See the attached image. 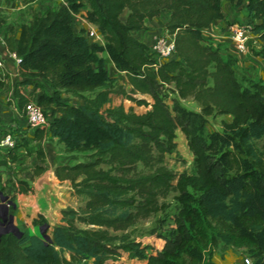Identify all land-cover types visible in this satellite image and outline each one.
Here are the masks:
<instances>
[{
  "label": "trees",
  "instance_id": "obj_1",
  "mask_svg": "<svg viewBox=\"0 0 264 264\" xmlns=\"http://www.w3.org/2000/svg\"><path fill=\"white\" fill-rule=\"evenodd\" d=\"M63 1L20 25L11 49L20 57L21 79L12 97L21 109L34 98L50 113L47 130L36 127L35 138L48 132L65 151H90L83 160L54 166L57 179L68 180L70 194L84 202L61 208L65 223L53 226L51 240L37 233L1 232L0 264H127L119 259L122 252L143 256L146 247L126 232L113 231L163 208L158 198L170 190L177 191L180 203L175 232L160 249L133 264H214L203 252L214 233L235 247L249 248L255 255L252 264H264L258 256L264 252V160L254 144L260 139L264 148V83L244 87L236 76L237 56H223L219 44L203 33L225 18L222 0ZM231 1L246 4L254 19L251 31L264 44V0ZM83 6L84 17L103 33L104 44L90 41L83 27L75 30L73 13ZM163 10L168 18L162 26L173 34L174 56L158 62L133 31L145 29V20ZM102 50L125 71L128 86L109 74ZM165 83H172L180 97L196 99L203 114L232 116L223 121V152L212 153L215 142L194 132L189 112L175 106L171 113L162 98ZM25 84L34 87L27 94L20 89ZM36 89L41 92L35 96ZM113 93L150 107L127 109L122 101L112 102ZM177 127L187 138L196 171H182L173 182L175 174L163 156L176 147ZM16 143L27 146L20 137ZM37 155L44 160L42 149ZM36 168L38 173L43 166ZM32 189L27 180H17L16 191ZM38 215L34 224L47 223L42 212ZM63 250L70 252L69 258L60 254Z\"/></svg>",
  "mask_w": 264,
  "mask_h": 264
},
{
  "label": "rangeland",
  "instance_id": "obj_2",
  "mask_svg": "<svg viewBox=\"0 0 264 264\" xmlns=\"http://www.w3.org/2000/svg\"><path fill=\"white\" fill-rule=\"evenodd\" d=\"M222 2V7L224 9L233 8V6H239L230 0H222ZM56 5L59 4L57 2L51 3V6ZM85 10L86 6L81 7L79 11L80 15L84 16L83 12ZM126 12L127 9L121 13L122 18L125 17ZM235 12H237L235 15L236 19H238L243 25L249 24V27L251 26L254 19L248 15L246 4L244 2L240 4V7L236 9ZM233 19L234 17L231 18V20ZM231 20L224 21L222 23L223 25H220L216 30H209L208 32L203 30V33L206 36L210 37L214 43L219 44V49L222 51V54L225 57L227 52L234 53V50L230 48L228 38L226 37V27L227 24L231 22ZM163 32L166 33V31ZM213 33L219 34L220 36H212L211 34ZM263 52L264 44L262 40L257 34L251 32L248 42V51L243 54L244 57L242 58L244 63L243 65H239L238 63L235 64L236 76L244 87L254 89V83H264V59L262 57ZM234 55L236 54L234 53ZM236 56L238 59V55ZM111 76H113L117 82H121L128 86L127 79L123 73ZM209 82H211L210 78ZM46 89L49 92L52 90V88L48 85H46ZM162 98L167 103L172 114H174L175 106L180 107L182 111L190 113L194 132L207 143L210 141L215 142V149L212 150V153L219 155L227 148L221 139V135L225 132L223 121H230L232 117L230 114L219 113L216 111L212 112L211 114H203L201 112V106L199 102L190 95L180 97L172 83L164 84L162 88ZM121 101L124 103V106L127 109L132 107L137 112H143L150 107L149 105L145 106L142 104H137L135 101L122 97L119 94H112L113 103H119ZM72 102L78 103L79 100L72 98ZM48 140L54 141V149L58 154L56 161L60 163H73L77 160H83L86 158V154L90 152L65 151L63 144L59 141L54 140L52 137H48ZM175 140L176 147L172 148L168 152H165L163 156L164 164L175 174L173 182H175L177 175L182 171L187 173H195L196 171L194 155L188 147L185 134L179 127H177L175 131ZM254 144L259 152V155L262 156L264 160V148L262 141L260 139H255ZM38 149H41V147L35 145L34 149L32 150V153H35L38 161L48 162L45 154L43 161L39 159L37 155ZM25 154L27 155L26 157H28L31 154V150L27 149V153ZM36 166L37 165L34 167L35 169L33 168V174L36 173ZM139 167H141V165ZM230 170L234 171L232 168ZM45 178H47V176H45ZM18 179V177L15 178L16 184L12 178L9 180L6 179L3 182L0 180V186L3 187V192L1 193L4 196V200H0V214H4L5 218L11 209V199L13 198L14 201L17 195L16 187ZM47 181L49 182L48 185L42 183L41 180H38L33 196H21L20 204L23 212L22 215L25 216V220L30 221L33 219L40 220L41 216L38 215L40 211H36V208L38 207L37 205H39L48 214L47 218L45 214L42 213L48 225L46 232L51 235L53 226L65 223V220L63 219L60 212L61 208L66 206L78 208L81 204H83L84 200L79 196L70 194L68 180H66L64 185H57V183H54L51 178L47 179ZM50 183H53V186H55L57 191H55L54 187L49 185ZM31 191L33 193V189ZM31 191L26 193L29 194ZM176 194V190H170L167 195L159 196V202L164 203L163 208L150 213L146 217L139 218L133 225L129 226L125 230L113 231L114 233L116 232L118 234L121 232H126L130 239L138 240L146 247V252L143 254V256L131 257L128 256L126 252H122L119 258L120 260H123L127 264L142 262L149 253L160 249L166 238L173 236L175 232L174 217L180 208V203L176 199ZM31 197L34 199H31ZM77 224L79 226H86V224L79 221H77ZM33 225L34 226L32 230H27L23 227L21 230L24 229L25 231L23 230V232L25 233L35 232L41 235L40 225L34 223ZM3 226L4 225L0 224V231L2 230ZM213 236L215 237V240L210 241L207 246L204 247L203 252L204 256L206 258H210L214 264H252L255 255L252 254L249 248L245 246L235 247L229 244L226 239L220 237L219 235L214 233ZM118 242L119 240L116 239L112 243L116 244ZM69 253L70 252L67 250L60 251V254L66 258H69ZM258 256L264 258V252ZM246 257L249 258L248 263L245 261ZM188 261L189 258L185 256V262Z\"/></svg>",
  "mask_w": 264,
  "mask_h": 264
},
{
  "label": "crops",
  "instance_id": "obj_3",
  "mask_svg": "<svg viewBox=\"0 0 264 264\" xmlns=\"http://www.w3.org/2000/svg\"><path fill=\"white\" fill-rule=\"evenodd\" d=\"M53 2H57L58 4L64 3L63 0H0V34L4 38V43L0 44V52L3 60V66L0 67V130L3 127L10 126L15 133L20 134V138L27 141V146H24L21 143H16L12 148L0 146V180L3 182L6 179L9 180L12 178L15 181V178L18 177L19 179L30 181L33 186V193L32 191L29 192V194L17 191V195L13 201L14 207L9 210V214L11 213L13 216V223L20 230L22 227L27 230H32L34 226L32 221L25 220V216L22 215L23 212L20 204V197L33 196L38 180H41L42 183H45L46 185L49 183L47 181L49 178H51L54 183H57V185H64L66 183V180H59L54 174V166L60 163L56 161L58 154L54 149V141L48 140V132H46L42 138H35L36 127L28 125L22 109L16 106L14 98L12 97L13 87L15 83L21 79L19 65L12 55H10V52L12 51L11 47L15 46L17 43L20 25L22 23L30 22L33 14H40L47 6H51V3ZM239 7L240 5L228 9L223 8L225 18L217 19L211 26L205 27L203 30L208 32L209 30L218 29L220 25H223L222 23L224 21L231 20L232 17L235 18V15L237 14L235 10ZM74 17L76 18L77 15ZM167 18L168 12L163 10L160 16L147 18L145 20L147 27L145 29L134 30L133 34L141 41L149 44L157 35L164 33L163 31L165 30L162 24ZM90 24L91 22L86 19L82 22H76L75 30L81 25L84 26ZM211 35L215 37L220 36L219 34L214 33ZM99 55L105 57L107 52L102 50L99 52ZM243 57V54H238L239 65H243ZM33 88L32 84H25L20 87L21 92L24 94L29 93ZM40 92V89H36L34 92L35 96ZM9 100H11V102ZM53 139L57 140L56 137H53ZM35 145L41 147L48 162L38 161L35 153H32ZM27 149L31 150V154L28 157H26L27 155L25 154L27 153ZM35 165H42L43 169L38 173L36 172L33 174V168ZM45 176H47V178H45ZM49 185L55 189L53 183H50ZM55 191L57 190L55 189ZM31 199L34 198L31 197ZM37 206L39 208L37 207L36 211L44 213L48 218V214L39 205Z\"/></svg>",
  "mask_w": 264,
  "mask_h": 264
},
{
  "label": "built area",
  "instance_id": "obj_4",
  "mask_svg": "<svg viewBox=\"0 0 264 264\" xmlns=\"http://www.w3.org/2000/svg\"><path fill=\"white\" fill-rule=\"evenodd\" d=\"M77 15L75 18L74 16ZM73 17L76 22H82L86 18L80 15V12L73 13ZM87 20V19H86ZM84 28V34L90 41H95L98 44H104L103 33L93 23L90 25L79 26ZM251 28L249 24L243 25L238 19L231 20L226 27V37L229 41V46L234 52L238 54H245L248 51V42L251 34ZM4 43V38L0 34V44ZM148 45V52L158 62H162L174 56V40L173 34L168 32L157 35ZM10 55L14 60L19 63L20 57L12 50ZM103 57V56H102ZM104 58V66L108 70L110 75H118L125 71L119 69L113 60L109 57L108 53ZM3 66V60L0 52V67ZM127 79V78H126ZM22 112L26 118L28 125L32 127H43L47 130L51 115L45 111L44 108L36 101V99H30L27 101L22 109ZM20 134L15 133L10 126L3 127L0 130V146L6 148H12L16 145V141L19 139ZM245 261L248 263L249 258L246 257Z\"/></svg>",
  "mask_w": 264,
  "mask_h": 264
},
{
  "label": "water",
  "instance_id": "obj_5",
  "mask_svg": "<svg viewBox=\"0 0 264 264\" xmlns=\"http://www.w3.org/2000/svg\"><path fill=\"white\" fill-rule=\"evenodd\" d=\"M0 197L1 200H4V196L2 195L1 191H0ZM0 224L4 225L1 232H8L11 231L17 235H20L21 230L13 223V216L12 214H8L7 217H4V214H0ZM47 223H44L42 225H40V232L42 234V236L45 238V240H51V236L46 232L47 229Z\"/></svg>",
  "mask_w": 264,
  "mask_h": 264
}]
</instances>
